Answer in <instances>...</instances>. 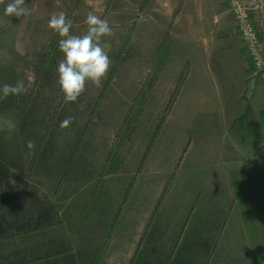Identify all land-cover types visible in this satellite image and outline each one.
<instances>
[{"label":"rangeland","instance_id":"rangeland-1","mask_svg":"<svg viewBox=\"0 0 264 264\" xmlns=\"http://www.w3.org/2000/svg\"><path fill=\"white\" fill-rule=\"evenodd\" d=\"M9 2L0 0V86L20 82L27 92L0 98V161L10 179V188L0 194L6 230L0 264H170L174 259L257 264L245 256L238 229L225 224V194L219 186L206 185L213 179L203 185L182 162L177 166L180 131L177 116L168 113L175 103L177 72L168 61L171 53L183 52H176L177 45L172 52L163 47L164 42L171 47L163 33L172 20L161 3L25 0L30 14L16 17L5 15ZM227 7L238 49L237 60L228 65L254 81L255 92L264 98V79L247 53L228 0ZM60 11L72 22L70 35L87 32L89 12L112 28L99 41L110 57L102 86L87 81L72 102L64 100L58 83L61 37L48 26L50 16ZM186 37L176 42L181 49ZM199 37L204 55L208 39ZM68 117L71 123L62 126ZM228 117L236 154L264 159V117L244 118L241 110ZM39 208L46 213L40 219ZM38 223L42 226L30 228ZM21 227L28 229L19 232Z\"/></svg>","mask_w":264,"mask_h":264},{"label":"crops","instance_id":"crops-1","mask_svg":"<svg viewBox=\"0 0 264 264\" xmlns=\"http://www.w3.org/2000/svg\"><path fill=\"white\" fill-rule=\"evenodd\" d=\"M147 1L161 3V10L172 20V26L163 33L172 40L171 47L168 42L163 47L166 45L172 52L173 45H177L176 52H183L176 57L171 53L168 61V66L176 67L177 72L175 103L168 110L177 116L180 131L177 166L182 162L203 185L205 179H213L206 185L214 182L225 194L226 226L238 229L245 256L264 264V159L236 154L238 143L234 142L233 121L228 117L241 110L242 117L255 114L263 121L264 98L255 92L254 81L237 71L236 66L228 65L237 60L238 49L227 18V0ZM255 17L263 29L264 12ZM182 35L188 36L183 49L176 43ZM201 35L208 37L204 55L198 43ZM159 173L170 177L169 172Z\"/></svg>","mask_w":264,"mask_h":264},{"label":"clouds","instance_id":"clouds-1","mask_svg":"<svg viewBox=\"0 0 264 264\" xmlns=\"http://www.w3.org/2000/svg\"><path fill=\"white\" fill-rule=\"evenodd\" d=\"M4 12L8 16L21 17L29 15L31 9L27 7L25 0H10ZM71 23L64 11L53 13L48 20V26L61 37L57 44L64 58L57 65V74L64 100L67 102L78 98L87 81H91L97 88L102 86V78L109 69L110 57L99 41L103 36L112 34L109 22L92 12L86 16L88 30L82 36L69 34ZM26 92L27 87L20 82L0 86V98ZM71 120V117L65 118L61 122L62 126H67ZM27 147L34 148V142L29 140Z\"/></svg>","mask_w":264,"mask_h":264},{"label":"built area","instance_id":"built-area-1","mask_svg":"<svg viewBox=\"0 0 264 264\" xmlns=\"http://www.w3.org/2000/svg\"><path fill=\"white\" fill-rule=\"evenodd\" d=\"M230 10L237 25L253 65L259 76L264 79V40L256 30L253 17L264 12V0H228Z\"/></svg>","mask_w":264,"mask_h":264},{"label":"trees","instance_id":"trees-1","mask_svg":"<svg viewBox=\"0 0 264 264\" xmlns=\"http://www.w3.org/2000/svg\"><path fill=\"white\" fill-rule=\"evenodd\" d=\"M9 185H10V179L8 177V170L5 168V166L0 161V194L3 192V189L5 187L10 188ZM1 195H0V206L2 204V198H3V197H1ZM30 210L34 211V206L33 207H30ZM38 213H39V216L37 217L38 219H40L41 217H43L46 214L44 211L41 210V208H39ZM39 226H42V224H40V223L34 224L33 226H30V228L31 227L36 228V227H39ZM4 229H5V221L0 216V238L3 237V236H5L6 230H4ZM26 229H28V228L21 227V228H18V231L20 232V231H24ZM153 264H168V263L166 261H160V262H157L156 261ZM170 264H182V262H181V260L174 259L173 262H171Z\"/></svg>","mask_w":264,"mask_h":264}]
</instances>
